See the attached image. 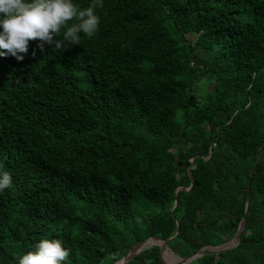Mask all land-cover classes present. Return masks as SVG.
Segmentation results:
<instances>
[{"label": "trees", "instance_id": "1", "mask_svg": "<svg viewBox=\"0 0 264 264\" xmlns=\"http://www.w3.org/2000/svg\"><path fill=\"white\" fill-rule=\"evenodd\" d=\"M96 11L91 39L0 57V264L42 238L65 264H113L146 237L186 257L233 238L248 194L239 243L189 264H264V0ZM127 264L167 263L153 244Z\"/></svg>", "mask_w": 264, "mask_h": 264}, {"label": "clouds", "instance_id": "2", "mask_svg": "<svg viewBox=\"0 0 264 264\" xmlns=\"http://www.w3.org/2000/svg\"><path fill=\"white\" fill-rule=\"evenodd\" d=\"M104 0H91L84 8L73 0H0V57L22 61L31 41L64 49V43L80 44V34L93 38L100 25L97 8ZM62 33V39L58 37ZM35 55V52L32 53ZM12 187L11 173L0 167V192ZM70 249L60 239H40L34 250L15 256L16 264H65Z\"/></svg>", "mask_w": 264, "mask_h": 264}, {"label": "water", "instance_id": "3", "mask_svg": "<svg viewBox=\"0 0 264 264\" xmlns=\"http://www.w3.org/2000/svg\"><path fill=\"white\" fill-rule=\"evenodd\" d=\"M260 155H261V152L257 155L256 161L258 160ZM251 173H252V170L250 171V174ZM249 199L250 198H249V194H248L247 199H246L245 211H244L243 217L240 220V223H239L238 228L235 232V235L233 236V238L231 240H229L227 242H224V243L219 244V245H204L200 249H198L196 252L189 254L186 257H182V256L177 255L166 244L165 239H162L160 237H146L143 240L136 242L131 248H129V250L126 252V254L122 258H120L119 260H117L113 264H116L118 262L120 264H127L134 255H136L138 252L146 249L147 247H149L153 244H157L160 246L161 257H162L163 261L167 264H189L191 261L195 260L196 258H198V257H200L206 253H220V252L226 251L227 249L233 248L239 243L241 232H242V230L246 224L247 211H248V207H249ZM173 209L174 208H172V210ZM165 248H169L171 250L172 254L177 258L175 261H166L163 258L162 254H163V251L165 250Z\"/></svg>", "mask_w": 264, "mask_h": 264}, {"label": "rangeland", "instance_id": "4", "mask_svg": "<svg viewBox=\"0 0 264 264\" xmlns=\"http://www.w3.org/2000/svg\"><path fill=\"white\" fill-rule=\"evenodd\" d=\"M202 82H206V81H202ZM207 85V88H209V89H211V83H207V84H205L204 85V83H201L199 86H197L196 88H197V90H198V92L199 93H201V91H202V88L204 87V86H206Z\"/></svg>", "mask_w": 264, "mask_h": 264}, {"label": "bare ground", "instance_id": "5", "mask_svg": "<svg viewBox=\"0 0 264 264\" xmlns=\"http://www.w3.org/2000/svg\"><path fill=\"white\" fill-rule=\"evenodd\" d=\"M169 256L175 261L177 258L172 254L171 250L169 248H165ZM116 264H120L119 262Z\"/></svg>", "mask_w": 264, "mask_h": 264}]
</instances>
